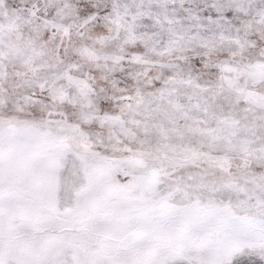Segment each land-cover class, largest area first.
<instances>
[{"label": "snow or ice", "instance_id": "snow-or-ice-1", "mask_svg": "<svg viewBox=\"0 0 264 264\" xmlns=\"http://www.w3.org/2000/svg\"><path fill=\"white\" fill-rule=\"evenodd\" d=\"M0 264H264V0H0Z\"/></svg>", "mask_w": 264, "mask_h": 264}]
</instances>
